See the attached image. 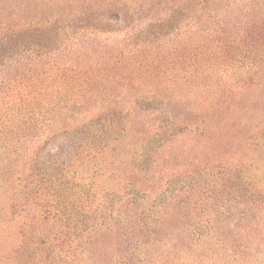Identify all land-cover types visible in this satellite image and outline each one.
I'll list each match as a JSON object with an SVG mask.
<instances>
[{"label": "trees", "instance_id": "obj_1", "mask_svg": "<svg viewBox=\"0 0 264 264\" xmlns=\"http://www.w3.org/2000/svg\"><path fill=\"white\" fill-rule=\"evenodd\" d=\"M0 264H264V0H0Z\"/></svg>", "mask_w": 264, "mask_h": 264}]
</instances>
